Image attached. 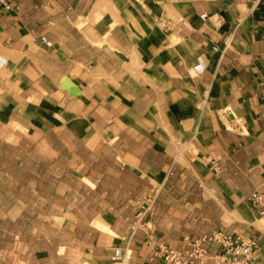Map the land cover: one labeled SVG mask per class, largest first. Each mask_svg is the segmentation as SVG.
Wrapping results in <instances>:
<instances>
[{"label": "crops", "instance_id": "obj_1", "mask_svg": "<svg viewBox=\"0 0 264 264\" xmlns=\"http://www.w3.org/2000/svg\"><path fill=\"white\" fill-rule=\"evenodd\" d=\"M8 2L0 264H213V231L264 264V0Z\"/></svg>", "mask_w": 264, "mask_h": 264}, {"label": "built area", "instance_id": "obj_2", "mask_svg": "<svg viewBox=\"0 0 264 264\" xmlns=\"http://www.w3.org/2000/svg\"><path fill=\"white\" fill-rule=\"evenodd\" d=\"M0 5L5 9L9 10L11 4L8 0H0ZM230 129L237 131L238 125L230 124ZM263 193L256 191L252 194L251 200L261 201ZM154 193L146 196V206L143 212L137 213V217L150 214L154 203ZM132 229L143 228L148 229L149 226L145 223H141L136 220L132 226ZM149 238H151L149 236ZM205 239L210 242L217 244L220 248V252L214 257L215 261L213 264H262L258 261L254 248L257 246L255 240L245 236L231 235L224 231H213L210 235L206 236ZM121 251L119 248H115L113 251L112 258H119ZM155 257L159 258L163 264H206L209 255L201 247L195 245L189 252L182 253L178 250L171 249L165 245L159 244L153 251Z\"/></svg>", "mask_w": 264, "mask_h": 264}, {"label": "rangeland", "instance_id": "obj_3", "mask_svg": "<svg viewBox=\"0 0 264 264\" xmlns=\"http://www.w3.org/2000/svg\"><path fill=\"white\" fill-rule=\"evenodd\" d=\"M12 257L15 258L16 257V252H12Z\"/></svg>", "mask_w": 264, "mask_h": 264}]
</instances>
